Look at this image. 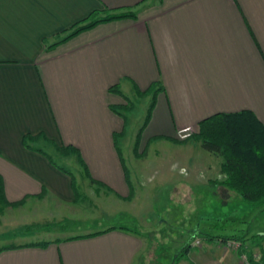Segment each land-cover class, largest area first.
Here are the masks:
<instances>
[{"label":"crops","instance_id":"0c3cea01","mask_svg":"<svg viewBox=\"0 0 264 264\" xmlns=\"http://www.w3.org/2000/svg\"><path fill=\"white\" fill-rule=\"evenodd\" d=\"M130 8L137 17L100 22L50 47L76 23ZM158 79L166 89L142 149L157 136L183 140L219 112L252 110L264 123V0H0V176L6 199L24 201L12 210L32 216L42 202L75 200L71 176L27 149V134L77 147L94 179L128 197L114 139L127 125L111 110L126 101L110 87L127 95L126 87L135 93V83L146 89ZM38 242L1 246L9 249L0 264L146 263L143 239L124 227ZM193 249L185 264H242L239 252L214 242L194 261ZM262 249L254 248L259 264Z\"/></svg>","mask_w":264,"mask_h":264},{"label":"rangeland","instance_id":"374dc122","mask_svg":"<svg viewBox=\"0 0 264 264\" xmlns=\"http://www.w3.org/2000/svg\"><path fill=\"white\" fill-rule=\"evenodd\" d=\"M124 90L136 103L128 115L126 136L120 140L134 186L133 199L121 200L109 192V185L91 184L76 156L64 157L52 145L39 143V148L73 175L84 198L72 203L56 199L42 202L32 216L23 209L14 211L21 206L8 207L0 213V246L65 240L112 226L127 227L145 243V264H178L176 257L183 258L180 264H185L187 246L195 248L189 257L194 261L198 248L210 244L205 234L244 235L250 244L253 236L264 234V202L251 205L233 190L220 192L221 186L214 181L219 179L224 160L206 151L201 143L190 141L179 145L162 139L151 142L145 155L136 156V137L151 97L138 98L130 87ZM188 129L191 130L179 128L174 133L178 137ZM14 215L18 216L15 220ZM226 242L214 243L229 251L225 249ZM138 263L141 264L140 260L135 264Z\"/></svg>","mask_w":264,"mask_h":264},{"label":"trees","instance_id":"16d2710c","mask_svg":"<svg viewBox=\"0 0 264 264\" xmlns=\"http://www.w3.org/2000/svg\"><path fill=\"white\" fill-rule=\"evenodd\" d=\"M137 17V12L132 8L124 11L109 10L105 15L101 17H90V21L87 23H76L75 28L72 29L67 35L55 41L50 47H53L60 42L74 36L75 34L89 29L96 24L103 21H110L114 19ZM165 85L161 79L153 81L146 89L140 88L135 83V95L138 98L151 97V104L147 110L146 118L143 126L140 128L136 137L134 153L136 156H143L146 153V149L151 142L158 139H167L175 144L184 145L190 141H195L202 144V147L209 153L219 155L223 158L221 166L222 178L217 179L214 183L219 186L235 191L241 199L251 205H256L264 202V123L252 110H242L232 113L219 112L210 117L205 118L199 123V129L191 133L186 139H174L168 136H157L152 138L148 144L142 149V135L147 126L149 125L153 112L157 105V100L161 92L165 91ZM110 91L118 93L126 101L125 105L111 106V110L123 118L125 124L128 126L129 114L133 112L136 103L132 98L125 95L119 85L110 87ZM127 127L121 132L114 135L115 145L117 151L123 162L124 170L126 173V179L130 187V195L126 200H132L134 197V186L131 180L130 172L126 166L123 152L120 147V140L126 136ZM42 141L52 145L55 150L64 157L76 156L79 165L83 168L85 176L93 185H102L103 183L97 181L91 175L89 168L83 159L80 150L73 145L58 146L54 141L49 140L45 134L24 136L23 142L27 149L38 152L46 156L49 161L61 172L71 176L73 180V189L75 193V202L84 198L83 192L76 186V180L73 175L65 168L59 166L54 159L42 148H39L37 144ZM101 191V189H98ZM111 191V189H109ZM121 198V196L118 195ZM24 201L9 202L5 196L4 182L0 176V213L6 210L8 207H20ZM124 229H128L125 228ZM130 230V229H128ZM92 235V234H91ZM94 235H98L97 233ZM206 239L212 242H226L233 240L239 242L241 245L240 255L246 254L254 264L255 262V250L254 248L264 247V234L255 235L251 238V246H248V238L244 235H219L212 236L206 235ZM80 237V236H78ZM77 238V237H76ZM51 242H38L32 244L33 246L45 247ZM256 246V247H255ZM7 247L0 246V254ZM189 249V246L185 248V251ZM263 250V249H262Z\"/></svg>","mask_w":264,"mask_h":264},{"label":"built area","instance_id":"2783aa9c","mask_svg":"<svg viewBox=\"0 0 264 264\" xmlns=\"http://www.w3.org/2000/svg\"><path fill=\"white\" fill-rule=\"evenodd\" d=\"M226 245V250H229V251H239L240 248H241V245L240 243L236 242V241H233V240H229L225 243ZM197 246H200L201 243L197 242L196 244ZM241 257V260H242V264H254L251 262L250 258L248 257V255L246 254H242L240 255Z\"/></svg>","mask_w":264,"mask_h":264}]
</instances>
